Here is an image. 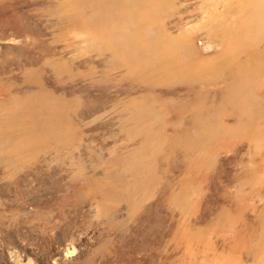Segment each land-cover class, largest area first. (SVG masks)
Returning a JSON list of instances; mask_svg holds the SVG:
<instances>
[{
  "label": "rangeland",
  "instance_id": "374dc122",
  "mask_svg": "<svg viewBox=\"0 0 264 264\" xmlns=\"http://www.w3.org/2000/svg\"><path fill=\"white\" fill-rule=\"evenodd\" d=\"M0 264H264V0H0Z\"/></svg>",
  "mask_w": 264,
  "mask_h": 264
}]
</instances>
